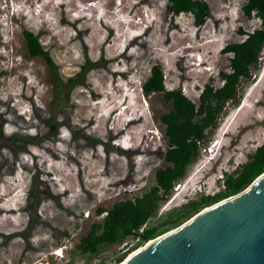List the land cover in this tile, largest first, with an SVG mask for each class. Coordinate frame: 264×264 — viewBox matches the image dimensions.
Wrapping results in <instances>:
<instances>
[{"label": "rangeland", "instance_id": "1", "mask_svg": "<svg viewBox=\"0 0 264 264\" xmlns=\"http://www.w3.org/2000/svg\"><path fill=\"white\" fill-rule=\"evenodd\" d=\"M204 1L209 16L197 25L167 12V0H0V264H118L146 242L128 237L94 257L76 250L102 220L98 207L144 193L166 164L160 116L172 103L144 94L151 67L198 103L229 69L223 47L260 26L243 14L245 0ZM24 29L54 69L28 54ZM258 62L156 220L222 190L224 172L264 143V44Z\"/></svg>", "mask_w": 264, "mask_h": 264}, {"label": "trees", "instance_id": "2", "mask_svg": "<svg viewBox=\"0 0 264 264\" xmlns=\"http://www.w3.org/2000/svg\"><path fill=\"white\" fill-rule=\"evenodd\" d=\"M166 11L173 15L191 13L197 25L203 24L209 16V6L204 0H167ZM242 12L246 17H258L260 26L251 32L239 29L238 33L245 38L229 42L223 47L224 54H231L228 57L229 69L220 71V86L204 84L198 103L185 96L179 88L166 89L162 67L158 64L151 67L149 76L142 84L144 94L161 92L165 100L172 103V109L160 116L167 140L164 151L166 164L155 171L154 184L144 193L118 200L109 209L97 208L96 213H104V216L80 237L76 244L78 254L94 257L100 253L102 246L122 243L128 237L140 241L153 239L179 226L204 207L241 191L264 171L262 143L246 162L231 172H224L222 190L201 194L155 219L160 204L166 200L174 183L182 179L188 167L197 160L200 144L217 127L219 115L225 112L228 101L235 99L241 79L251 78V70L260 65L259 52L264 44V0H245ZM22 34L28 54L32 57L43 56L54 69L52 59L43 49L38 36L27 29ZM52 128L56 127L52 125ZM122 259L123 256H120L116 261L121 262Z\"/></svg>", "mask_w": 264, "mask_h": 264}, {"label": "water", "instance_id": "3", "mask_svg": "<svg viewBox=\"0 0 264 264\" xmlns=\"http://www.w3.org/2000/svg\"><path fill=\"white\" fill-rule=\"evenodd\" d=\"M119 264H264V171Z\"/></svg>", "mask_w": 264, "mask_h": 264}, {"label": "bare ground", "instance_id": "4", "mask_svg": "<svg viewBox=\"0 0 264 264\" xmlns=\"http://www.w3.org/2000/svg\"><path fill=\"white\" fill-rule=\"evenodd\" d=\"M148 242H150V241H146L140 248H143V247L147 246Z\"/></svg>", "mask_w": 264, "mask_h": 264}]
</instances>
